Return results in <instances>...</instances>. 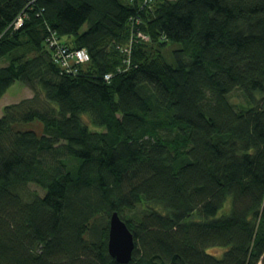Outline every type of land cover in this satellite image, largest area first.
I'll use <instances>...</instances> for the list:
<instances>
[{
    "label": "trees",
    "instance_id": "obj_1",
    "mask_svg": "<svg viewBox=\"0 0 264 264\" xmlns=\"http://www.w3.org/2000/svg\"><path fill=\"white\" fill-rule=\"evenodd\" d=\"M145 3L0 0V99L16 81L34 94L0 117V264H120L114 212L128 264H264V0ZM133 17L150 41L127 68ZM49 28L89 51L77 73Z\"/></svg>",
    "mask_w": 264,
    "mask_h": 264
},
{
    "label": "built area",
    "instance_id": "obj_2",
    "mask_svg": "<svg viewBox=\"0 0 264 264\" xmlns=\"http://www.w3.org/2000/svg\"><path fill=\"white\" fill-rule=\"evenodd\" d=\"M149 1L150 0H145L146 3ZM23 22V16H20L13 24L14 28L19 29L23 25ZM131 22L133 24V34L128 43L120 47V50L125 55L124 64L127 65V68H129L132 63L131 56L133 53L134 43L138 40L150 41V37L140 28L142 24L141 19L133 17L131 18ZM46 47L50 50L53 61L61 67L63 72L67 74L77 73L80 65L90 61V54L87 49H74L68 47L51 28H49V35L46 39ZM112 77L113 74L105 75V79L107 81H110Z\"/></svg>",
    "mask_w": 264,
    "mask_h": 264
},
{
    "label": "rangeland",
    "instance_id": "obj_3",
    "mask_svg": "<svg viewBox=\"0 0 264 264\" xmlns=\"http://www.w3.org/2000/svg\"><path fill=\"white\" fill-rule=\"evenodd\" d=\"M86 28H87V26L84 27V29H86ZM62 41L63 42L66 41V38H63ZM180 47H181L180 43L170 41L168 43V45L163 49V54H164L168 63H170L172 65H177L173 52H174V50L179 49ZM7 63L8 62L5 59L0 60V65H6ZM33 95L34 94L30 90V88L27 87L23 82L16 81L15 84L8 90V92L0 99V117L3 116L4 107L6 105H9V104H12L15 102H19V101L26 99V98H31V97H33ZM229 99L232 103H234L238 106L247 107L249 105L247 103V100L244 97L242 91H240L239 89L233 91L229 95ZM83 119H84V122L90 127V129H92L94 131H103L104 130V128L94 126L91 123L90 118L88 116H84ZM31 189L37 190L41 195L44 194V191L42 189H40L39 187H37L33 184L31 185ZM226 207L227 208L230 207V200L228 201ZM224 250H225L224 248H212L209 250V253L222 256Z\"/></svg>",
    "mask_w": 264,
    "mask_h": 264
},
{
    "label": "water",
    "instance_id": "obj_4",
    "mask_svg": "<svg viewBox=\"0 0 264 264\" xmlns=\"http://www.w3.org/2000/svg\"><path fill=\"white\" fill-rule=\"evenodd\" d=\"M136 243L127 224L114 212L110 218L108 250L112 258L120 264H128L133 257Z\"/></svg>",
    "mask_w": 264,
    "mask_h": 264
},
{
    "label": "crops",
    "instance_id": "obj_5",
    "mask_svg": "<svg viewBox=\"0 0 264 264\" xmlns=\"http://www.w3.org/2000/svg\"><path fill=\"white\" fill-rule=\"evenodd\" d=\"M16 103V102H15Z\"/></svg>",
    "mask_w": 264,
    "mask_h": 264
}]
</instances>
